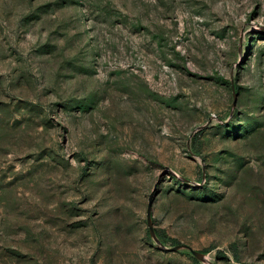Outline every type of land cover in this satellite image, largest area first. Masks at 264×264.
Wrapping results in <instances>:
<instances>
[{
  "label": "rangeland",
  "instance_id": "obj_1",
  "mask_svg": "<svg viewBox=\"0 0 264 264\" xmlns=\"http://www.w3.org/2000/svg\"><path fill=\"white\" fill-rule=\"evenodd\" d=\"M0 264H264V0H0Z\"/></svg>",
  "mask_w": 264,
  "mask_h": 264
},
{
  "label": "water",
  "instance_id": "obj_2",
  "mask_svg": "<svg viewBox=\"0 0 264 264\" xmlns=\"http://www.w3.org/2000/svg\"><path fill=\"white\" fill-rule=\"evenodd\" d=\"M151 206H152V194L149 196L148 199V204H147V222H148V229H149V233L150 235L153 237V239L162 247H164L165 249H170V250H177L179 248L182 247H186L188 249H190V251L199 259L204 260L205 259V255L202 252H199L195 249H193L191 246L186 245V244H177L175 246L172 247H165L161 241L159 240V238L157 237V234L153 228L152 225V221H151Z\"/></svg>",
  "mask_w": 264,
  "mask_h": 264
},
{
  "label": "trees",
  "instance_id": "obj_3",
  "mask_svg": "<svg viewBox=\"0 0 264 264\" xmlns=\"http://www.w3.org/2000/svg\"><path fill=\"white\" fill-rule=\"evenodd\" d=\"M156 233H157V231H156ZM157 235H158L161 239H163V237H162L161 235H159V233H157Z\"/></svg>",
  "mask_w": 264,
  "mask_h": 264
}]
</instances>
